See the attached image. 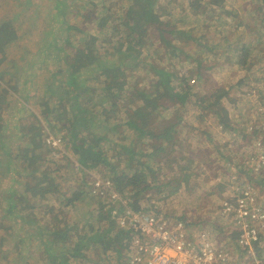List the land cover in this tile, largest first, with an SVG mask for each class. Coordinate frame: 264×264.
<instances>
[{
    "label": "trees",
    "instance_id": "1",
    "mask_svg": "<svg viewBox=\"0 0 264 264\" xmlns=\"http://www.w3.org/2000/svg\"><path fill=\"white\" fill-rule=\"evenodd\" d=\"M170 1L127 0V8L119 18L121 31L113 30L115 34H120V39L102 48L106 57L123 55V63L114 64L111 61L106 65L98 64L101 59V45L97 43V39L88 35L84 36L81 45H71L74 52L70 58L63 54L61 45L56 43L57 40L45 44L47 48L57 44L55 50L62 53L57 57L63 63V68L58 69V73L65 72L66 78L55 90L61 92L60 98L70 96L71 99L68 100L72 102L69 114L65 109L61 111V130L66 133V136L59 137L61 142L64 140L70 145L80 167L107 172L115 190L134 210L141 209L143 203L147 204L148 198H145V194L150 191L156 192L153 193L155 197L163 190L168 194L179 195L181 183L177 179L164 181L163 172L167 165L170 166V155L174 150L171 143L176 141V132L175 125L170 121L167 127L154 131L155 125L162 124L158 122L163 116L160 115V110L168 109L169 106L183 109L184 106L194 105L212 111L221 106L220 102L227 97L228 90L213 89L209 98H206L195 92L190 83L194 81L191 75L178 77L163 68L165 66L152 63L148 68L154 71L155 78L150 79L146 85L139 86L135 78L129 81L126 77V72L131 74L139 65H143L133 53H139L148 46L150 39L154 38L158 44L156 49L159 54L163 50L165 57L171 55L178 60L180 56H185L196 62L197 68H200L203 56L215 59L218 55L225 57L226 63L241 68L248 64L257 49L255 42H264V0H238L241 2L238 9L227 8L226 4L231 0H180L181 11H177L178 13H175L172 6H168ZM20 4L17 8L6 9L7 16L0 14V264H27V258H33V253L19 256L23 249H27V244L33 243L34 247L41 251V254L34 257L40 259L41 264H79L86 258L83 250L88 251L91 245L102 247V253L106 257L110 252L117 254L121 259L120 264H126L123 253L128 250L129 235L115 228L110 220L109 210L101 199L98 200V207H95L93 202L96 199L87 196L84 189H75L70 191V194L66 192L63 197H59L67 199L66 202H59L58 207L63 210L70 207L72 214L79 213V216L76 215L78 217L83 216L86 210L85 218H78L73 225L61 223L60 216L54 217L56 222L42 224L34 216V202L28 206L27 194L38 196L36 201L42 202L41 199L48 193V189L56 184L51 179L54 170L48 166H45L44 170L41 169V165L52 159L50 156L46 157V161L43 159L46 154L44 139L40 133L33 132V127L26 129L18 122L21 119L14 121V131L21 143L16 146L17 153L14 155L11 151L7 153V147L1 139L3 131H6V126L3 125V111L9 104L4 98V93L13 97L11 93L19 88L29 90L31 80L35 78V75H30L33 78L25 80L21 87L19 78L16 83H11L13 76L23 68L22 61L27 55L26 49L21 46L22 42L33 34L34 22L37 21L33 12L38 6L37 3H34L32 9L29 8L28 0L21 1ZM62 4L67 11L66 3L63 1ZM59 10L63 13V9ZM109 18L110 15H107L106 19ZM22 23L26 24V28H21ZM61 24L64 35L61 39L63 43H67L65 35L73 26L66 25L65 20H62ZM16 26H20L19 29ZM212 33L218 35L217 42L209 39ZM234 33L236 37L233 39ZM245 36L247 43L242 42ZM122 39L123 42L127 40L125 43L128 44L127 48H130L128 53H122ZM185 47L195 48L192 57L182 51ZM13 51L18 53L17 60L20 59V63L15 61L13 66L8 62L5 64L6 58L11 57ZM11 70L16 73H11ZM200 76L197 73L199 80ZM48 89L51 93L54 92V87ZM212 97L214 101L210 102ZM135 101L138 104L135 109H124ZM21 106L19 112L23 108L28 114V109L24 105ZM222 110L224 117L219 119L222 123L221 131L234 136L238 130L229 127V114L225 109ZM45 113L49 114L47 110ZM179 117L176 113L174 120L177 123L180 121ZM25 130H32V134L28 135ZM54 138L59 139L55 136ZM244 138L243 133L242 140ZM127 139L129 141H126ZM144 142H150L148 147H145L146 150L143 153L136 151V146L144 145ZM231 146L235 148L233 144ZM149 149L151 151H148ZM236 153L237 150H234L235 155ZM232 159L233 156L228 161L230 164L238 162ZM10 174L13 178L10 179L11 185L7 187L3 181ZM15 175L17 179H14ZM27 179H31V182ZM18 180H22L23 185L28 184V188H24L25 193L21 190L23 188ZM253 181L258 187H262L260 178ZM43 188L45 189L42 193L36 191ZM69 196L71 198L68 199ZM52 210H45V213H51ZM104 223L106 227L102 228ZM75 236L78 240H75ZM17 257L21 261L11 263V260Z\"/></svg>",
    "mask_w": 264,
    "mask_h": 264
},
{
    "label": "rangeland",
    "instance_id": "2",
    "mask_svg": "<svg viewBox=\"0 0 264 264\" xmlns=\"http://www.w3.org/2000/svg\"><path fill=\"white\" fill-rule=\"evenodd\" d=\"M21 1L26 0H3L2 3L0 2V14L3 13V17L7 16L5 10L11 7H19ZM28 1L30 3L29 8L31 9L35 2L38 5L36 10L33 11L36 14L37 21L34 22L33 34L27 36L22 42L23 45L21 46L26 49L27 55L22 61L23 68L17 71L11 83H16L19 78L21 87L25 80H30V77L33 78L30 75H35V78L31 80L29 90L27 88L25 90L24 88H19L18 91L16 90L11 93L13 97H9L4 93V98L9 101V104L6 107L4 106L3 125L6 126V131H3L1 139L7 147V153L11 151L13 155L17 153L16 146L21 144L17 139L18 134L14 131V121L17 119H21L17 121L25 126L26 129L33 127V132L40 133L43 139L48 134L58 138L66 136V133L61 130V126L63 125L61 111L65 109L67 114H69L72 102L68 100L71 99L70 96H62L60 98L61 92L55 90V87L66 78L65 72L58 73V69L63 68V63L57 59L59 55H62V53L55 50L57 44L58 46L61 45L63 54L67 58H70L74 52V48L71 45L75 47L81 45L84 36L88 35V37L97 39V43L101 45L99 50L101 59L98 64L106 65L111 61L114 64H119L125 61L124 56L121 54L113 57L104 56L105 53L102 48L112 41L115 43L120 39V34H115L113 30L121 31L119 18L123 16L125 8H127V0ZM63 1L68 7L67 11L64 10ZM180 4V0H171L168 6H172V9L176 11L175 13H178L177 11H181ZM240 4L241 2L238 0H231L226 5L228 9H238ZM59 9H63V13ZM107 15H110L109 19H106ZM62 20L66 21V25L73 26V29L65 35L67 37V43H63L61 39L64 38V35H62ZM16 27L19 29L20 26ZM21 28H26V24L22 23ZM235 35V33L232 35L233 39L236 37ZM209 39L217 42L218 35L212 33ZM52 40H57L56 46L47 48L45 44L50 43ZM120 42H122V53H128L130 50V48H127L128 44L123 42V39ZM242 42H248L246 36L243 37ZM261 43L255 42L257 49L251 55L248 64L241 68L237 65L234 66L226 63L225 57L218 55L215 56V59L203 56V63H201L200 68H197L196 62H192V59L185 58V56H180L178 60L172 58L171 55L165 57L163 50L159 54V50L156 49L158 44L154 38L150 39L146 48L139 51V53L138 51L133 53L134 56H138L137 61L143 62V65H139L137 67L138 69L136 68L131 74L126 72V77L129 81L135 78L139 86L146 85L150 79L155 78L154 71L148 68V65L152 63L153 65L165 66L163 68H167L171 74L178 77L191 75V79H194V81L190 83L194 87L195 92H199L202 96H206V98H209L208 96L213 89L228 90L227 97L220 102V107L225 109L229 114V127H235L238 130V133L234 136H230L228 133L221 131L222 123L219 122V119L224 117V112L220 107L212 111L203 110L194 105L184 106L183 109L178 106H169L168 109H161L160 115L163 116L162 120L158 122L162 124L160 126L158 124L157 126L155 125L154 131L156 132L159 129L167 127L170 121L172 125H175L174 130L176 132L174 136L176 141L172 140L173 142L171 143L173 144L174 150L170 155V166L167 165L163 172L165 174L164 181L166 179H177L181 183V186L178 192L179 195L168 194V192L163 190L155 197L153 195L154 190L148 192L147 195L145 194V198H148L147 204L141 200L143 203L142 208L152 209V211L160 215L188 220L195 226L206 228L213 236L218 234L215 229L216 224H219L216 213L220 196L225 192L228 183V176L225 174L227 172L226 164L230 163L228 161L232 156V160H239L238 149L242 151L247 150L245 146L241 147L245 125L249 121L257 118L255 115L257 107L264 108V42L262 41ZM194 50L195 48L191 47L182 49V51H185L191 57L193 56ZM18 57V53L13 51L12 56L6 58L5 64L8 62L13 66V62L15 61L19 64L20 59L17 60ZM10 72L16 73L15 70H11ZM197 73L201 75V80L198 79ZM50 87H54V92L51 93L49 91L48 88ZM209 101H214V97ZM21 105H24L28 109V114L23 108L19 112V109L22 107ZM137 105V101H135L130 107L124 109L132 111ZM46 110L49 114L45 113ZM58 110L60 111L59 113L57 112ZM30 113L31 116H29ZM176 113L180 116L179 123L174 120ZM56 114L59 115L56 117ZM121 114L124 115L123 112ZM26 133L31 135L32 130ZM126 141H129V139ZM149 143L144 142V145L140 144L136 146V151L143 153ZM44 146L46 147V154L43 156V159L46 161V157L50 156L52 160L41 165V169L44 170L45 166H48L52 171L54 170L51 179H53L56 185L48 189V193L41 199L42 202L36 201L38 200V196H30L27 194V197H25L28 200V206H31L32 202H34V216L42 224H49L51 221L56 222L54 217L60 216L61 223H70L73 225L78 218H85L84 213H86V210L83 216L80 217H78L79 213L75 212L72 214L70 207L67 208L68 211L67 209L63 210V208L58 207L59 202H66L67 199L63 200L59 199V197H63L66 192L70 194V191L73 192L72 190L75 189H84V193L91 197L89 190L92 178L97 176L102 178L109 177L107 176V172L100 171L99 169L95 171L80 167L70 145L64 140L58 147L50 148L45 142ZM234 150H237L236 155L234 154ZM148 151L151 150L149 149ZM172 159H175V161ZM224 168L225 170H223ZM11 178L13 176L10 174L3 181L7 187L11 185ZM218 178L220 179L218 180ZM14 179H17L16 175ZM27 180L31 182V179ZM18 181L23 188L21 190L25 193L24 188L27 189L28 184L23 185L22 180ZM44 189L36 191L42 193ZM95 199L96 201L93 202V205L98 207V200L100 198ZM50 209H53L52 212L47 214ZM45 210H47L46 213ZM12 221L10 220V222ZM29 227L30 225L28 224L27 228ZM104 227H106L105 223L102 228ZM74 238L78 240L77 236ZM34 246V243L27 244L25 246L27 249H23L19 257L24 255L28 256V254L32 253L36 257L38 254H41L39 248H35ZM90 247L88 251L83 250L86 258L85 260H81L79 264H120L121 259L118 258L117 254L110 252L108 257H106L102 253V247L93 245ZM19 257L14 260H11V258V263H19L21 261ZM34 257L27 258L26 263L41 264L39 262L40 259Z\"/></svg>",
    "mask_w": 264,
    "mask_h": 264
},
{
    "label": "built area",
    "instance_id": "3",
    "mask_svg": "<svg viewBox=\"0 0 264 264\" xmlns=\"http://www.w3.org/2000/svg\"><path fill=\"white\" fill-rule=\"evenodd\" d=\"M255 115L241 142L247 150L238 149V162L227 166L216 236L179 217L134 210L110 179L92 178L90 195L102 199L115 228L129 235L126 264H264V108L257 107ZM44 142L50 148L61 144L50 134ZM258 178L262 187L253 181Z\"/></svg>",
    "mask_w": 264,
    "mask_h": 264
},
{
    "label": "crops",
    "instance_id": "4",
    "mask_svg": "<svg viewBox=\"0 0 264 264\" xmlns=\"http://www.w3.org/2000/svg\"><path fill=\"white\" fill-rule=\"evenodd\" d=\"M229 164H230V163H229ZM229 164H226V166H229ZM223 170H225V168H224ZM226 170H228V169H226ZM228 171H229V170H228ZM225 174H226V176H228L226 172H225ZM219 179H220V178H218V180H219ZM223 193H224V192H223ZM223 193H222V194H223ZM222 194H221V195H222ZM220 197H221V196H220ZM218 208H219V204H218ZM217 211H218V210H217Z\"/></svg>",
    "mask_w": 264,
    "mask_h": 264
},
{
    "label": "bare ground",
    "instance_id": "5",
    "mask_svg": "<svg viewBox=\"0 0 264 264\" xmlns=\"http://www.w3.org/2000/svg\"><path fill=\"white\" fill-rule=\"evenodd\" d=\"M126 41H127V40H126ZM126 41H125V42H126Z\"/></svg>",
    "mask_w": 264,
    "mask_h": 264
}]
</instances>
